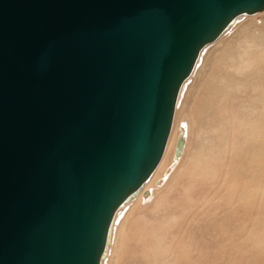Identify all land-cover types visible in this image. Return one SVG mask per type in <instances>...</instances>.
Segmentation results:
<instances>
[{
    "label": "water",
    "instance_id": "95a60500",
    "mask_svg": "<svg viewBox=\"0 0 264 264\" xmlns=\"http://www.w3.org/2000/svg\"><path fill=\"white\" fill-rule=\"evenodd\" d=\"M262 11L264 0H0V264H100L200 51Z\"/></svg>",
    "mask_w": 264,
    "mask_h": 264
},
{
    "label": "rangeland",
    "instance_id": "374dc122",
    "mask_svg": "<svg viewBox=\"0 0 264 264\" xmlns=\"http://www.w3.org/2000/svg\"><path fill=\"white\" fill-rule=\"evenodd\" d=\"M238 22L180 95L181 155L124 219L135 240L152 238L149 263L126 264H264V11Z\"/></svg>",
    "mask_w": 264,
    "mask_h": 264
},
{
    "label": "bare ground",
    "instance_id": "6f19581e",
    "mask_svg": "<svg viewBox=\"0 0 264 264\" xmlns=\"http://www.w3.org/2000/svg\"><path fill=\"white\" fill-rule=\"evenodd\" d=\"M255 15L257 14L240 15L223 31V33L214 42L209 43L200 51L191 74L185 79V81L183 82L179 90L176 107L174 111V116H173V122H172L170 134H169L165 149L163 151V155L158 165L156 166L154 172L152 173L151 177L144 184L141 191L135 197L131 198L125 205L119 207L118 210L116 211L112 224H111L110 231H109L108 243L103 253V256L101 258L100 264H113L112 256L116 250V244L118 242V239H120L121 241H124L125 239H127L126 251H125V254L122 253L121 257L114 264H122L121 261H123L125 264L128 262L138 263L141 261H143L144 263H149V258L147 257V248L154 246L152 238L149 236L148 239L143 243L142 241H137L132 237L135 235L126 228L128 221L132 220V216L129 217L127 211L130 210L129 212L132 213L137 210L136 213H138V211L142 209V204H141L142 198L146 197L147 195L152 196L150 188L156 187V183L159 181L158 176L160 175V173H162L163 175L165 174V171L168 167V166H165V163L169 160L172 161L175 158L174 152H175L176 142H177L178 137L180 136V134L176 131L175 125H174L175 120H176V115H177L176 113L178 109V103L180 102L179 98H180L181 93L183 95L184 87L188 83V81L194 79L196 72L198 70V66L203 60V56L207 53V51L211 47L220 43L227 36L228 32L232 31V29L237 24H239L238 22L239 18L253 17ZM182 196H184V194L180 195V197ZM140 204H141V207H140ZM155 217H156L155 221L156 222L158 221L159 225L162 226L164 230L168 231V229L171 228L172 222L169 223L167 222V220H163L160 215H156ZM124 219L128 221L124 223ZM120 230H123V233H120ZM106 256L109 257L108 258L109 260L107 259Z\"/></svg>",
    "mask_w": 264,
    "mask_h": 264
}]
</instances>
